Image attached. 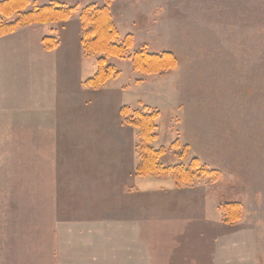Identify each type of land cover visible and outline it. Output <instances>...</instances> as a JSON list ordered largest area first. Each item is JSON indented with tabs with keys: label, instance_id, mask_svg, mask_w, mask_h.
I'll return each mask as SVG.
<instances>
[{
	"label": "rangeland",
	"instance_id": "rangeland-1",
	"mask_svg": "<svg viewBox=\"0 0 264 264\" xmlns=\"http://www.w3.org/2000/svg\"><path fill=\"white\" fill-rule=\"evenodd\" d=\"M29 1L36 7L51 2L77 7L67 23L43 24L35 30L61 39L58 53L63 57L64 39L70 30L79 29L80 10L107 4ZM253 1L258 0H245L246 14L231 16L222 10L226 7L221 0H110L120 38L133 37L132 51L169 52L178 61L172 70L144 75L133 71L130 60H108L120 71L121 80L132 73L137 77L131 81L133 101L123 106L160 112L152 147L168 150L177 140L179 146H188L183 163L196 158L217 173L182 187L197 189L206 206L215 209V215H208L221 223L215 232L224 231L216 235L224 238L220 258L230 254L234 264H264V0L261 12L255 13ZM253 15L256 19H250ZM19 37H0V264H54L55 222L81 214L82 199L59 180L55 195L53 161L64 164L77 149L59 142L46 146L43 132L35 136L29 125L25 130L14 122L22 115L27 118L19 120L28 123L30 105L36 103L33 95L46 82L39 57L37 78L31 68L34 46L27 47ZM86 58L95 64V57ZM180 151L168 150L161 164L181 162L174 155ZM231 203L240 206L241 214L228 224L221 209ZM63 204L77 210L69 212Z\"/></svg>",
	"mask_w": 264,
	"mask_h": 264
},
{
	"label": "crops",
	"instance_id": "crops-1",
	"mask_svg": "<svg viewBox=\"0 0 264 264\" xmlns=\"http://www.w3.org/2000/svg\"><path fill=\"white\" fill-rule=\"evenodd\" d=\"M221 1L227 14H246L245 0ZM253 2V13L261 12V1ZM39 26L44 25L11 34H19L27 47L34 46L31 68L37 78L39 57L46 80L33 95L36 103L30 105L28 123L21 122L27 118L22 115L14 122L20 129L29 125L34 135L43 132L46 146L59 142L77 149L64 164L52 156L55 195L59 180L82 199L81 214L55 222L54 264H234L230 254L220 258L224 238L216 235L224 231L215 232L221 223L208 215H215V209L206 206L197 189L176 187L170 177L134 175L137 131L122 124L118 111L133 101L135 73L122 80L120 75L98 90L87 89L83 82L94 74L95 64L83 54L80 26L64 39L68 53L64 57L58 53L61 39L54 50L43 49L41 40L47 31H35ZM63 205L69 212L77 210Z\"/></svg>",
	"mask_w": 264,
	"mask_h": 264
},
{
	"label": "trees",
	"instance_id": "trees-1",
	"mask_svg": "<svg viewBox=\"0 0 264 264\" xmlns=\"http://www.w3.org/2000/svg\"><path fill=\"white\" fill-rule=\"evenodd\" d=\"M32 6L29 10L28 7ZM77 7H69L59 2L36 7L29 0H4L0 2V37L14 33L17 29L32 25L55 24L68 21ZM79 43L86 57H95V72L85 79L83 86L90 90H98L108 81L117 79L120 71L108 62L109 59L130 60L136 73L150 75L172 70L177 64L171 53L155 54L147 49L133 50V37L120 38L110 11V0L104 6L88 5L80 10ZM45 51H52L58 46L55 37L46 36L41 40ZM122 124L137 131V142L134 146L138 157L134 175L137 177H170L176 187L192 184L195 180L216 176V172L201 165L198 159L187 160L188 146L173 141L168 150L180 153L176 157L181 161L174 165L164 166L160 160L167 153L164 147L154 148L156 140L157 119L160 112L142 106L133 109L123 106L119 109ZM224 223H234L240 219V206L231 203L221 209Z\"/></svg>",
	"mask_w": 264,
	"mask_h": 264
}]
</instances>
